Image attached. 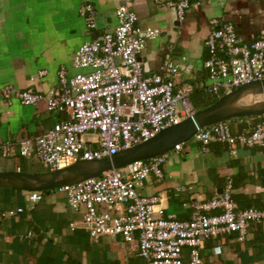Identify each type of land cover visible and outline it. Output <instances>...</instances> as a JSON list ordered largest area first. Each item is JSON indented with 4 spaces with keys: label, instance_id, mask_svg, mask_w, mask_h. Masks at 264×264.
<instances>
[{
    "label": "built area",
    "instance_id": "built-area-1",
    "mask_svg": "<svg viewBox=\"0 0 264 264\" xmlns=\"http://www.w3.org/2000/svg\"><path fill=\"white\" fill-rule=\"evenodd\" d=\"M224 4L226 0H219ZM176 19H184L191 0H173ZM89 29L97 27L91 4L79 8ZM117 24L111 31L96 34L74 52L68 73L61 65L57 86L46 93L19 90L11 84L0 87V99L17 98L23 105L44 101L47 109L63 118L44 132L0 142V156L36 157L48 171L80 160L110 157L178 124L196 110L191 102L192 86H176L181 65L172 60L171 51L163 54L156 72L145 73L140 53L160 31L141 27L129 0L115 10ZM205 39L203 68L209 84L207 94L219 97L247 83L264 81V33L249 41L238 39L232 22L213 17ZM184 68L190 69L186 63ZM45 74L39 70L36 76ZM35 76H30L33 80ZM201 144L218 142L234 155L239 146L264 149V120L234 130L225 120L199 128L193 135ZM181 144L173 149L179 150ZM166 153L135 160L111 168L99 176L55 188L64 195L67 206L79 211L82 227L89 237H119L137 245V255L146 264H202L201 250L207 240L235 234L243 241L252 225L264 226V207L238 208L231 197L232 182L226 179L221 194L196 204L189 219L165 214L156 194L143 195L138 189L153 176L164 179ZM43 196L42 190L25 191L32 205ZM24 211L22 206L0 210V222ZM32 231L26 233L27 237ZM219 245L213 247L218 254Z\"/></svg>",
    "mask_w": 264,
    "mask_h": 264
},
{
    "label": "crops",
    "instance_id": "crops-1",
    "mask_svg": "<svg viewBox=\"0 0 264 264\" xmlns=\"http://www.w3.org/2000/svg\"><path fill=\"white\" fill-rule=\"evenodd\" d=\"M123 1L0 0V87L11 84L19 90L42 93L55 88L56 72L61 65L68 73L76 71L71 60L78 47L96 34L114 29L115 10ZM129 1L139 26L160 31L140 53L143 71L156 72L163 54L170 50L172 60L181 65L176 86L190 84L191 101L198 107L209 97L205 87L210 81L203 68L209 19L217 17L232 22L240 41H249L264 33V0H226L224 4L219 0H191L180 22L174 7L166 4L173 0ZM86 3L94 9L95 29L87 28L79 14V8ZM186 63L191 65L190 69L184 68ZM39 70L45 74L36 76ZM30 76L35 78L30 80ZM257 117H234L228 122L234 130H241L258 120ZM62 118L63 114L47 109L43 100L23 105L15 97L0 99V142L40 134ZM180 144L179 150L166 152L164 179L157 182L151 175L138 189L143 195H158L165 214L189 219L196 204L218 195L226 179L241 172L243 175L235 182L233 192L243 195L244 204L256 199L264 205V149L239 146L232 155L222 143L203 145L193 136ZM16 157L0 156V171H18ZM3 159H11L13 167L7 169ZM41 167L42 171L34 173L46 172ZM24 196L25 191L0 189V210L24 208L21 214L0 222V264H89V254L77 257L75 252L82 237H89L82 227L81 213L73 210L80 221L65 216L60 207L49 213L27 214L17 200ZM34 204L28 209L33 210ZM29 230L32 235L27 237ZM133 243L135 261L132 263L136 264L142 257L137 255V245ZM216 245L221 249L218 254L213 252ZM201 257L202 264H264V226H251L243 241H238L234 234L207 240ZM91 259L100 263L99 256ZM102 264L120 262L112 257Z\"/></svg>",
    "mask_w": 264,
    "mask_h": 264
},
{
    "label": "water",
    "instance_id": "water-1",
    "mask_svg": "<svg viewBox=\"0 0 264 264\" xmlns=\"http://www.w3.org/2000/svg\"><path fill=\"white\" fill-rule=\"evenodd\" d=\"M94 38V37H93ZM248 94H264V81L244 84L225 93L212 105L196 110L192 115L184 118L175 125L160 130L153 137L120 150L114 155L102 159L80 160L66 167L41 173L23 171H0V188L14 190H51L63 184H70L99 176L111 168H120L135 160L148 159L166 153L176 144L185 143L203 126L225 121L234 117L264 115V101L262 105L253 107L246 104L228 109L230 101H238ZM244 94V95H243ZM254 103V102H253ZM20 181V184L9 183L10 180ZM220 189L218 194H221Z\"/></svg>",
    "mask_w": 264,
    "mask_h": 264
},
{
    "label": "rangeland",
    "instance_id": "rangeland-1",
    "mask_svg": "<svg viewBox=\"0 0 264 264\" xmlns=\"http://www.w3.org/2000/svg\"><path fill=\"white\" fill-rule=\"evenodd\" d=\"M262 101H264V94H247L243 98L241 97L235 103L239 106L251 103L254 104V107H258L263 104ZM16 158L19 165L16 168L18 171L34 173L43 170L41 167V163L34 156L29 158ZM3 160V162L6 164L5 167H7V169L13 167L11 159ZM17 200L20 201V203L26 208L27 214H35L39 212L49 213L51 210L55 211L60 207L65 216L77 221L81 220V218L76 215V212H74L67 206L64 195L57 192V190L55 189H51L48 192L44 191L42 199L34 204L33 210L28 209L31 203H28L24 198L18 197ZM75 252H77V257L82 256L83 254H89V264H96L98 262L97 259L96 262L91 259L95 258L96 256H99V264H102V262L107 263L110 259H112V257H116L117 259H119L120 264H133L132 260L133 262L135 261L134 243L124 242L120 239L115 240L112 238V236H103L102 238L97 240L89 238L88 236H84L82 237L81 242H79L75 246ZM136 264L146 263L144 262L143 258H138Z\"/></svg>",
    "mask_w": 264,
    "mask_h": 264
},
{
    "label": "trees",
    "instance_id": "trees-1",
    "mask_svg": "<svg viewBox=\"0 0 264 264\" xmlns=\"http://www.w3.org/2000/svg\"><path fill=\"white\" fill-rule=\"evenodd\" d=\"M208 95H210V94H208ZM223 95H224V93H222L219 97H215V96H213V95H210V96H209V100H208V97H207L206 101L203 103V105H202L201 107L194 106V104H193V103H192V104H193L195 110L202 109V108H206V107L212 105L213 103H215V102H216L220 97H222ZM210 97H211V99H210ZM191 102H192V101H191ZM252 117H256V116H252ZM257 118H258V120H264V115L259 116V117H257ZM227 121H229V119H228ZM45 171H48V170L46 169ZM242 175H243V173L241 172V173H238L237 175H235V176H233V177L230 178V179H231V182H232V192H231V197H232L233 201L235 202V204L237 205V207H238V208H245V207H264V205L258 203L256 199H255L254 202H250V203L248 202V203H245V204H244V201L241 199V197H242L243 195H242V194H238V193H234V192H233V188H235V186H236V183H235V182L239 181ZM0 189L5 190V191H9V192H21V191H22V190H19V189H17V190H14V189H8V188H0ZM48 191H49V190H45V192H48ZM256 225H258V224H256ZM252 226H253V225H252ZM233 234H234V233H233ZM234 235H235V234H234ZM235 236H236V235H235ZM12 242L15 243V242H16V238H14V239L12 240ZM24 246H25V245H24Z\"/></svg>",
    "mask_w": 264,
    "mask_h": 264
},
{
    "label": "bare ground",
    "instance_id": "bare-ground-1",
    "mask_svg": "<svg viewBox=\"0 0 264 264\" xmlns=\"http://www.w3.org/2000/svg\"><path fill=\"white\" fill-rule=\"evenodd\" d=\"M242 98H243V97H242ZM235 102H236V101H230L229 104L227 105V108H228V109H234V108H236V107H239V105L236 104ZM255 103H257V102H255ZM253 107H254V106H253ZM9 183L20 184L21 182L18 181V179H17V180H10Z\"/></svg>",
    "mask_w": 264,
    "mask_h": 264
}]
</instances>
